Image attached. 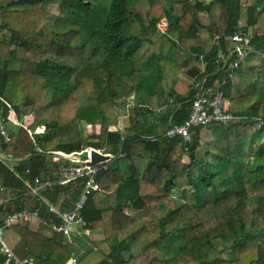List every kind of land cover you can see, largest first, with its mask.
Listing matches in <instances>:
<instances>
[{
	"label": "trees",
	"instance_id": "trees-1",
	"mask_svg": "<svg viewBox=\"0 0 264 264\" xmlns=\"http://www.w3.org/2000/svg\"><path fill=\"white\" fill-rule=\"evenodd\" d=\"M64 1L0 0V116L11 133L0 137V225L24 208L46 213L27 185L36 177L49 201L71 209L84 179L58 183L70 162L59 153L90 148L111 156L83 209L86 229L103 236L75 264H264V0ZM202 13L224 24L209 50ZM239 21L259 53L228 78L217 60ZM220 82L236 118L197 127L190 141L167 137L199 87ZM84 123L99 132L85 140ZM8 231L19 256L71 264L76 237L21 222Z\"/></svg>",
	"mask_w": 264,
	"mask_h": 264
},
{
	"label": "built area",
	"instance_id": "built-area-1",
	"mask_svg": "<svg viewBox=\"0 0 264 264\" xmlns=\"http://www.w3.org/2000/svg\"><path fill=\"white\" fill-rule=\"evenodd\" d=\"M254 35L246 33L242 22L239 21L237 31L231 35L227 53L222 55L217 63L224 65L227 71L228 78L236 76L237 69L240 68L241 62L253 52L259 53L257 47L253 44ZM224 82V81H223ZM222 82L218 86H206L202 84L199 91L192 100L190 114L188 119L181 124H176L169 127L166 131L167 137H182L186 141H190L193 136V131L197 127L205 126L212 123H229L236 117L228 111V100L225 98L224 92L221 89ZM9 119L19 122L16 112L10 108ZM0 137L5 141H10L11 133L8 126V118L0 116ZM40 151V149H38ZM83 152L74 155H67L63 152L59 154L65 158H69V164H62L58 171V183L66 185L71 181L79 178L84 179L81 193L76 201H74L71 209H64L63 199L58 203L49 201L43 195L44 186L42 179L36 177L34 183L27 182L31 195L37 196L39 203L46 209V213L41 208L31 209L24 208L13 212L6 216L3 223L0 225V249L1 253L6 257L5 264H36L33 257H21L15 249L9 245L6 240L7 228L17 223H33L36 222L41 226H45L54 234L63 235L65 237L76 236L74 233L81 234L87 228V222L83 216V209L87 203L89 196L99 190V172L101 165L89 164L91 160V149L85 150V157L79 156ZM103 153V152H102ZM124 156V155H122ZM107 168V166H104ZM45 185L52 186L53 181L48 180ZM77 259L73 258V263ZM71 263V262H70Z\"/></svg>",
	"mask_w": 264,
	"mask_h": 264
},
{
	"label": "rangeland",
	"instance_id": "rangeland-1",
	"mask_svg": "<svg viewBox=\"0 0 264 264\" xmlns=\"http://www.w3.org/2000/svg\"><path fill=\"white\" fill-rule=\"evenodd\" d=\"M73 1L74 0H65L61 7H65L68 3H72ZM50 9L55 14H63L62 10L60 9V7L58 5H52ZM200 16H201V21L204 24V28L201 31L202 37L204 38V40L208 44H212V43H214L215 39L217 40L218 36L220 35V33L218 31H219V29H220V31H222V29L224 28V24L221 21L218 22V24L210 22V18L208 16V14H206V13H202ZM158 25H159V28L162 31H164L166 29V27L168 26L167 19L165 17L162 18ZM206 27L211 28L213 33L209 32ZM213 34H214V38L211 37V35H213ZM42 102H43V93H41L39 95V97L37 98L36 104L38 105V104H41ZM131 108H133V103H132L131 99H128V101H126L125 103L118 105L117 111H118V114L120 115L121 120L123 121V122H121V127H124L127 124L129 114L131 113ZM32 121H33L32 117H25L24 116V121H22L21 123L24 124V126H28ZM81 129H82L83 138L85 140H87L88 137H90L92 134L98 133L100 130V128L98 126L86 125L85 123L81 125ZM39 130H40V128L37 129V132H42L44 130V127H41V131H39ZM82 157H85V154H82L80 156V158H82ZM184 160H187V159L184 158ZM74 235H76V236H73V237H76V239L75 240L71 239V240H73L71 245L73 246V252H74L73 257L70 260L71 264L76 263V262L73 263V258L78 259V257L82 253H84L86 250H88L89 248H91L93 246L92 242H94L95 240H98V238L103 236V233L98 232V231H91L89 229H85L82 231L81 234L76 232V233H74ZM83 236H86V237L82 238ZM6 240L9 243V245L12 244V243H10V242H13L12 236L10 235V233L7 234ZM11 246H13V245H11Z\"/></svg>",
	"mask_w": 264,
	"mask_h": 264
},
{
	"label": "crops",
	"instance_id": "crops-1",
	"mask_svg": "<svg viewBox=\"0 0 264 264\" xmlns=\"http://www.w3.org/2000/svg\"><path fill=\"white\" fill-rule=\"evenodd\" d=\"M204 25V24H203ZM212 44H214V43H212ZM212 44H208L207 43V45H206V48H207V50H209L210 48H211V46H212ZM160 111H162V110H160ZM100 152V151H99ZM104 153V152H103ZM84 154V153H83ZM105 154V153H104ZM77 155V154H76ZM82 155V154H81ZM80 155V156H81ZM79 156V157H80ZM85 156H86V154H85ZM124 166V165H123ZM122 169L124 170L125 168L124 167H122ZM130 171H131V167H127L126 166V170H124V173H125V176H127L129 173H130ZM31 227L33 228V229H40L41 228V225L40 224H38V223H36V222H33V223H31ZM9 233H10V235L12 236V240H13V242H10V243H12L11 245H13L12 247L14 248L15 246H16V244L19 242V236L18 235H16V234H14L13 232H11V231H8ZM7 232V234H9ZM45 234H50V232H48V231H45ZM84 237H86V236H83L82 238H84ZM101 238V237H100ZM100 238H98V239H100ZM86 239V238H85ZM11 241V240H10Z\"/></svg>",
	"mask_w": 264,
	"mask_h": 264
},
{
	"label": "water",
	"instance_id": "water-1",
	"mask_svg": "<svg viewBox=\"0 0 264 264\" xmlns=\"http://www.w3.org/2000/svg\"><path fill=\"white\" fill-rule=\"evenodd\" d=\"M111 159L110 155H106L102 152H99L97 150L92 149L91 150V160L89 162V164L91 165H96L99 164L101 162H105Z\"/></svg>",
	"mask_w": 264,
	"mask_h": 264
}]
</instances>
